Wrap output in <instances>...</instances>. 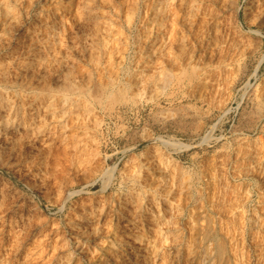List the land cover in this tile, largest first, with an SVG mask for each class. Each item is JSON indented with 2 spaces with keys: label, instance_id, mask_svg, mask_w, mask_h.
<instances>
[{
  "label": "rangeland",
  "instance_id": "obj_1",
  "mask_svg": "<svg viewBox=\"0 0 264 264\" xmlns=\"http://www.w3.org/2000/svg\"><path fill=\"white\" fill-rule=\"evenodd\" d=\"M123 255L264 264V0H0V264Z\"/></svg>",
  "mask_w": 264,
  "mask_h": 264
},
{
  "label": "bare ground",
  "instance_id": "obj_2",
  "mask_svg": "<svg viewBox=\"0 0 264 264\" xmlns=\"http://www.w3.org/2000/svg\"><path fill=\"white\" fill-rule=\"evenodd\" d=\"M171 6H172V3H171ZM168 8V7H166ZM170 9V8H169ZM163 13V11H162ZM184 14V13H183ZM160 18V17H159ZM180 18L179 14H178V11L177 10H174L173 7L171 10H168L165 14V16L162 18V21H163V27L165 28V30L163 31L165 33V37H166V41H165V44L164 46L162 47L163 49L162 50H159V54L162 56V57H166V56H169L173 53L174 49H175V43H179L177 42L178 41V38H177V35H178V31H177V26H175V23L177 22V20ZM159 20V19H158ZM181 20V19H180ZM160 21V20H159ZM176 27V28H175ZM179 30V29H178ZM181 38V37H179ZM27 41L25 40H22V41H19L18 43V46H21L22 48L21 49H24V45H26ZM104 43H105V40H104ZM109 44V43H107ZM107 47V46H106ZM105 47V48H106ZM170 57V56H169ZM164 72H168L169 71V65L168 64H165L164 65ZM151 76V75H150ZM165 82L167 83L168 82V75L167 73H165ZM143 77V76H142ZM147 77V76H146ZM152 77V76H151ZM149 77H147L148 79ZM151 79V78H150ZM142 80V79H141ZM145 81H148L145 79ZM144 79L142 82H140L138 85V89L140 88V91L139 93L141 92H144L146 90L147 87H145L146 85L145 84H148V82H145ZM150 82V81H149ZM149 85V84H148ZM167 85V84H166ZM140 86V87H139ZM138 93V94H139ZM141 95V94H140ZM143 96V95H142ZM141 96V97H142ZM144 201V200H143ZM141 202V201H140ZM139 202V203H140ZM143 203V202H142ZM159 203V202H158ZM161 203V202H160ZM158 204L159 206L161 204ZM130 204V202H126V204L123 206V209H128L127 205ZM158 205H157V208H158ZM140 206V204L138 205ZM145 213V212H144ZM142 217V216H141ZM169 223V222H168ZM173 225H174V222H173ZM174 236V235H173ZM175 239H179V238H175ZM81 248L83 247L82 245L80 246ZM137 250V249H135ZM134 250V252H135ZM127 251V250H126ZM117 256V255H116ZM144 258V260L142 261H137L138 263L136 264H147L148 263V259L145 257V256H142ZM142 258V259H143ZM194 260L192 262L195 261V256L193 258ZM199 259V258H198ZM201 259V258H200ZM151 260V259H150ZM154 260V259H153ZM155 261V260H154ZM154 261L152 263H154ZM108 264H128L127 262L124 261V255L123 256H120V257H115L112 261H110V263L108 262Z\"/></svg>",
  "mask_w": 264,
  "mask_h": 264
}]
</instances>
